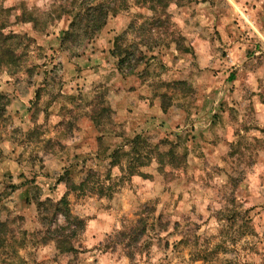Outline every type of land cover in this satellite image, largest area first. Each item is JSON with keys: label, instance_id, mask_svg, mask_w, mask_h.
<instances>
[{"label": "rangeland", "instance_id": "obj_1", "mask_svg": "<svg viewBox=\"0 0 264 264\" xmlns=\"http://www.w3.org/2000/svg\"><path fill=\"white\" fill-rule=\"evenodd\" d=\"M106 1L0 0V264H264V0Z\"/></svg>", "mask_w": 264, "mask_h": 264}, {"label": "trees", "instance_id": "obj_2", "mask_svg": "<svg viewBox=\"0 0 264 264\" xmlns=\"http://www.w3.org/2000/svg\"><path fill=\"white\" fill-rule=\"evenodd\" d=\"M126 7L125 0H107L105 3H100L96 6L88 7L87 10H85V14L82 16L77 15L76 20L71 25V31L69 33H66L65 39L66 41H69L70 39H75L76 37V30L80 31V37H76L77 39L80 38L81 41H78L80 43L79 45L83 44L86 40H91L95 35H97L106 25L109 15L112 14H118L119 10ZM78 19H80L78 21ZM77 44V43H76ZM6 53V51H5ZM8 54V52H7ZM128 63V57H125V59L120 60V65H123L124 63ZM131 67V65H129ZM141 138H138L135 142L139 141ZM170 158L173 157L172 161L174 160V152L170 150L169 152ZM136 161H140V157H136ZM161 161V159H160ZM163 163V160H162ZM160 162V164H162ZM87 181H84L81 184V187H84L86 185ZM67 201L66 198L62 199L59 203H56L54 206L60 210L61 205L64 207L66 205ZM66 251L74 250L71 249H64Z\"/></svg>", "mask_w": 264, "mask_h": 264}]
</instances>
